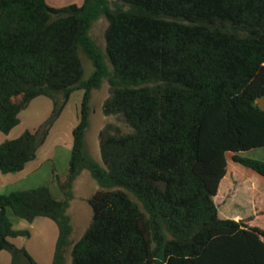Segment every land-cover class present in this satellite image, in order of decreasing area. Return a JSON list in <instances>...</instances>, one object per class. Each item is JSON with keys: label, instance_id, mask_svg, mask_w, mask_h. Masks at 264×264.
I'll use <instances>...</instances> for the list:
<instances>
[{"label": "trees", "instance_id": "trees-1", "mask_svg": "<svg viewBox=\"0 0 264 264\" xmlns=\"http://www.w3.org/2000/svg\"><path fill=\"white\" fill-rule=\"evenodd\" d=\"M0 0V133L7 136L35 99L52 112L37 129L0 143V173L36 158L70 95L82 91L67 172L49 185L0 194V252L10 264H37L11 243L8 211L57 229L51 264H264V199L257 218L221 219L215 197L227 155L264 179V162L241 154L264 148V0ZM100 17L105 58L89 35ZM79 51L93 71L85 79ZM106 80L101 163L87 152L92 91ZM87 171L98 189L91 221L71 240L73 185Z\"/></svg>", "mask_w": 264, "mask_h": 264}, {"label": "rangeland", "instance_id": "rangeland-1", "mask_svg": "<svg viewBox=\"0 0 264 264\" xmlns=\"http://www.w3.org/2000/svg\"><path fill=\"white\" fill-rule=\"evenodd\" d=\"M111 6L116 0H107ZM47 4L52 7H64L70 4L78 5L80 0H46ZM80 6V5H78ZM107 22L104 17H100L90 27L89 35L98 50L104 56V61L108 70H111V66L105 58V41L104 31L106 29ZM79 57L83 67L84 78L87 79L92 71L93 67L90 60L84 55L82 51H79ZM82 91H74L71 93L70 98L62 111L60 117L55 121L50 129L49 135L44 142L43 146L37 151V160L34 163L37 165V169L29 173L24 178L13 179L6 184L0 183V194H8L14 191L33 189L41 185H49L52 193L56 198H61V193L58 189V185L53 178V174L58 177H63L67 172L68 161L70 157V149L72 143L71 131L77 125L79 119L80 104L82 99ZM109 96V85L104 80L101 86L92 91L90 99V113L88 119V128L85 133V146L89 155L97 162L101 163L99 147H98V132L108 123L117 126L121 131L127 132L129 128L123 124L116 117H105L102 113V103ZM39 101H34L29 104L28 107L19 114L20 123L13 128L7 135L8 139H15L20 136L25 130L37 129L45 120L48 119L52 112V103L50 100L44 97H40ZM42 100V101H40ZM257 105L264 109V99L258 100ZM7 136L0 133V137L7 139ZM243 157L261 160L264 162V154L261 150L256 152H248L241 154ZM236 166V171L239 172L242 168L235 165L231 161V155H227L228 170H231L233 166ZM243 172L247 171L252 177L257 176L250 170L242 169ZM53 173V174H52ZM1 176V175H0ZM8 177L11 180L15 174H9ZM259 177V176H258ZM22 178V179H21ZM251 179L249 177H241L238 173L236 175V183L239 186L236 189V193L232 195L233 190L228 193L230 200L220 204L218 199L215 201L218 209V216L227 218L226 216L234 217L239 211L238 216L245 218L250 212L251 204ZM242 180V182L240 181ZM234 187V186H233ZM98 189L96 182L90 177L87 171H83L76 179L73 185V199L70 201L69 208L67 210L71 219L72 235L71 240L76 241L79 239L85 230L88 228L91 221V209L86 203V199ZM250 207L247 209V207ZM227 213L229 215H227ZM225 214V215H223ZM260 216L259 213H255L252 217ZM8 217L13 224L14 230L28 229V223L24 220L15 218L10 211H8ZM220 217V218H221ZM228 217V218H230ZM261 217V216H260ZM237 218V217H236ZM242 219V220H244ZM46 220V219H45ZM239 220V217L238 219ZM48 225H38V229L30 231L31 239L25 237H17L11 240L16 247H26L34 256L38 258L39 263H50L54 251V246L57 238V229L53 222L47 220ZM29 234V232H28ZM66 264L69 263V257L66 255Z\"/></svg>", "mask_w": 264, "mask_h": 264}, {"label": "crops", "instance_id": "crops-1", "mask_svg": "<svg viewBox=\"0 0 264 264\" xmlns=\"http://www.w3.org/2000/svg\"><path fill=\"white\" fill-rule=\"evenodd\" d=\"M82 3H83V0H80L78 5H82ZM38 99L39 98L33 100L31 103H33L34 101H39ZM262 99H264V97ZM40 101H42V100H40ZM7 139H8V136H7ZM4 140H5V138L0 137V143H2ZM257 150H261L262 153L264 154V148L263 149H257ZM257 150H254L252 152H256ZM244 154H246V153H244ZM37 155H38V153L36 154V158L33 161L27 163L25 165L24 169L21 172L14 173L15 176H12L13 178H11V180H7V179H9L8 177H11V176H8L9 174L2 175L0 173V175H1L0 176V183L3 184V182H5V183L7 182L6 184H9V182L12 181L15 178L16 179H19L20 177L24 178L29 173L34 172L37 169V165L35 166V164H34L36 162V160H37ZM232 166H233V168L231 170H228V168H227L226 175L223 177V179L221 180V182L219 184L218 191H217V194H216V197H215L214 201H216L218 199L220 204H223L225 201L230 200L231 196L236 193V189H237V187L240 184V183L237 184L236 180H235L237 173L243 178L244 177L252 178L251 179L252 186H251V189H250V192L252 191V194H251L252 196H251V204H249V205H252V207L251 208L249 206L247 207V209L250 208V210H249L250 213L247 216H245V218L251 217V216H253L256 213L255 201H254L255 196L256 197L258 196V197L264 199V179L261 178L260 176L258 177V175L252 177L250 174L247 173V171H245V173H244L243 170H242L243 168L241 170H239V172H237L236 169H238V168H236V166H234V165H232ZM227 167H228V165H227ZM240 181L242 182V180H240ZM230 190H233V193L230 196V198H228V193H230ZM241 209L242 210H238L239 213H241L243 211V208H241ZM239 213L236 216H234V217H230V216H226L227 218H224V217H221V216L220 217H221V219H231V220L239 221V220L244 219V217L240 218V216H238ZM223 215H225V214H223ZM227 215H229V214L227 213ZM228 217H230V218H228ZM238 217H239V220H237ZM255 218H257V216ZM47 220L48 219L45 220V218H38V219L34 220L33 222L28 223L27 228L29 230H31V231L37 230L38 229V225H40V224L41 225H48L47 223H49V222ZM28 229H24V231L29 232V235L27 237H25L26 239L29 240V239H31V235H30V231ZM22 248H24L28 252V254L32 257V259L37 264H42V263H39L38 258H36L34 256V253H32V251H30L26 247H22ZM10 262H11L10 255L7 252H5V251L0 252V264H10ZM45 262L46 263H43V264H51L52 259H51L50 263H47V259H46Z\"/></svg>", "mask_w": 264, "mask_h": 264}]
</instances>
